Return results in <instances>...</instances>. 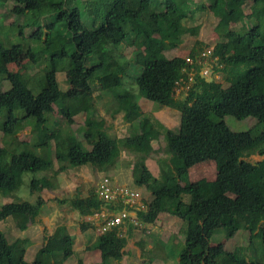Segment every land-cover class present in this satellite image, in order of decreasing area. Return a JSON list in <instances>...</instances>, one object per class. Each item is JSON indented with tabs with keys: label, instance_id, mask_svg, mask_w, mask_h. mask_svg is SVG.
Instances as JSON below:
<instances>
[{
	"label": "trees",
	"instance_id": "obj_1",
	"mask_svg": "<svg viewBox=\"0 0 264 264\" xmlns=\"http://www.w3.org/2000/svg\"><path fill=\"white\" fill-rule=\"evenodd\" d=\"M129 1L138 2L140 8H132ZM197 1L0 0V7L5 9V13H0V79L10 84L7 89H0V131L4 141L0 146V194L8 196L20 188L25 173L52 167V150L45 133H51L63 149L64 158L55 151L62 170L65 164L90 165L102 172L115 165L120 146L116 137L107 132L106 119L96 108L86 109L82 138L70 126H52V115L61 97L57 73L64 71L69 84L88 93L99 89L112 96V117L122 112L128 122L139 120V131L130 130L126 136L127 144L138 156L134 183L151 192L138 217L142 222L154 223L165 212L183 220L184 243L176 264H264V157L258 161L247 159L236 142L240 132L233 131L224 120L226 115L239 120L253 117L252 126L259 130L247 132L251 136L248 147L257 148L264 155V109L260 106L264 98V37L247 36L264 28V0H252L249 13L244 10L247 0H208L209 11L217 18L215 30L219 36L211 55L217 56L214 71L221 72L222 78L207 80L195 62L194 81L183 96H177V82L188 80L191 65L183 56L168 57L166 51L179 47L186 34L197 36L199 25H186L193 18L192 7L198 11L203 8ZM147 7L149 12L145 11ZM9 15L23 18L22 22L6 24ZM62 22L65 32L59 38L51 37L53 29ZM123 43L134 46L129 58L116 52V46ZM201 44L195 40L188 53L194 60L204 48ZM22 55L27 56V61L21 71H10V60ZM29 67L38 69L30 74ZM102 71L117 79L115 85L102 89L97 84L96 73ZM127 78L133 79L137 92L125 86ZM222 79L228 82L227 86ZM261 87L263 92L259 93ZM120 88L124 90L119 91ZM141 97L178 110V127H165L142 113ZM107 102L111 103L108 99ZM60 112L68 124L72 123L68 111ZM26 126L36 136V143L17 138V132ZM161 135L169 156L159 159L160 175L156 176L144 161L155 152L153 140ZM206 160L214 161L215 178H201L195 186L191 185L188 168ZM51 187L47 177L34 176L30 189L37 194L35 201L10 200L0 205V264H63L74 253L71 235L52 234L46 236V243L35 257L27 261L30 240L18 237L10 242L1 227L10 216H18V228L26 229L29 221L41 213V192ZM227 194L234 198L215 203ZM163 197L176 199V205L163 206ZM198 200L203 203L197 205ZM60 202H68L81 215H91L104 206L119 208L99 198L94 190L87 196L76 195ZM133 229L134 225L129 224L126 235L118 227L100 233L97 248L101 260L90 264L120 262ZM239 230L249 232L247 246L209 251L199 259L191 257L200 237L210 243L215 232H219L220 241L228 240ZM254 243L260 245V251H250ZM149 252L151 256L153 251ZM153 259L149 257L150 262ZM79 264H83L81 259Z\"/></svg>",
	"mask_w": 264,
	"mask_h": 264
},
{
	"label": "rangeland",
	"instance_id": "obj_2",
	"mask_svg": "<svg viewBox=\"0 0 264 264\" xmlns=\"http://www.w3.org/2000/svg\"><path fill=\"white\" fill-rule=\"evenodd\" d=\"M194 1L196 2L197 0ZM197 2L202 3V10L198 11L197 8L195 9V6H193V11L195 10L193 18L186 22L187 26L199 25L197 36L186 34L184 41L179 47L166 51L168 57H185L195 44V40H199V43H202L204 48H208L209 50L219 41L218 33L215 30L217 18L208 9L209 1L198 0ZM251 4L252 0L246 1L244 7L245 13L251 11ZM129 6L137 10L140 8L138 2H132L130 4L129 1ZM145 11L149 12L150 9L147 7ZM1 12L5 13L4 7H0V13ZM22 19L23 18L9 15L6 17L5 23L8 24L11 21L21 23ZM65 30V23L62 22L53 29L51 37L55 39L59 38ZM247 36L249 38H255L257 36L264 37V28H262L261 32H249ZM115 49L118 55L129 58L134 46L123 43L117 45ZM26 61V55L20 56L17 60H10L9 70L13 72L21 71L22 65L25 64ZM214 63L215 65L217 64L216 59ZM37 69L38 67H29L27 68V72L34 74ZM210 71L212 72V67ZM214 72H212L211 76L207 74V76L203 77L207 80L213 78L220 80L222 78L221 72ZM57 77L61 87V97L56 103L55 111L52 115V126H70L77 137L82 138V133L86 129V109L90 107L96 108L99 114L106 119L107 132L116 137L120 146V155L114 166L102 172L90 165L73 167L65 164L66 168L62 170L60 169L61 163L57 160L55 151L60 153V157L64 158L63 149L51 133H45L48 140L47 143L52 150V167L37 173H25L20 188L11 192L8 196H2L0 194V205L10 200H28L33 202L36 200L37 194L32 193L30 181L34 176H45L50 180L53 187L44 188L41 192L44 198V205L41 213L32 222L29 221L28 227L24 230H20L17 226L18 216H10L8 220L2 222L1 227L5 231L10 242L18 237H26L30 240L25 255L27 261H31L35 257V253L39 247L46 243V236L53 234L56 237H62L64 235H71L73 237L74 253L69 256L63 264H79L80 259L84 264L97 263L101 260L100 250L97 248V237L100 234L97 230L98 221L93 219L92 216H81L77 210L71 208L68 202L61 203L60 201L65 198L70 199L76 195L87 196L92 190L96 192V189L103 181H107L111 186H130L138 190V200L141 201L151 196L150 189L148 190L145 186H138L134 183L133 169L138 156L134 148L127 144L126 139L130 130L139 131V120L135 119L128 122L123 118L122 112L112 117L110 114V109L113 108L112 103L114 104V99H111L112 96L103 94L99 89L88 93L69 84L66 81V74L64 71L58 72ZM132 80L131 78H127L125 86L129 89L131 88V91L134 90L135 92L137 90V85ZM221 81H223V85H228V82L223 79ZM96 82L102 89H107L115 85L117 79L110 73L102 71L96 73ZM9 86L10 84L7 80L0 79L1 90H5ZM186 88H188V86L185 87V90ZM123 90L124 88L119 89V91ZM262 92L263 87L260 88L259 93ZM107 99L111 101L110 104L107 102ZM139 101L142 113L151 115L165 127L171 129H176L178 127L180 121V112L178 110L170 106H161L144 97H141ZM260 106L264 109V98L261 100ZM61 109L71 114L72 123L68 124L66 122V117L60 112ZM252 118L253 117H248L239 120L232 115H226L224 120L233 131L240 132L236 137V142L241 149H244L245 157L252 161H258L264 157L262 154L263 152H260L257 148L252 149L248 147L251 142V136L247 132L252 130L253 133H257L259 130V128L256 129L255 126H252L254 122ZM16 136L21 141H29L31 143L37 142V138L32 133L30 126H26L18 131ZM3 145L4 141L2 139V132L0 131V146ZM165 145L166 140L163 135L153 140L155 152L149 154L144 161L156 176L160 175L159 159L169 156L164 151ZM6 165L7 162H4L3 169H6ZM215 175L216 166L213 160L199 162L188 168L189 182L193 186L196 185L199 179H214ZM233 198V194H227L215 203L218 204L222 201H231ZM176 203V199L169 197H163L161 200V204L167 208L174 207ZM196 203L198 205L203 202L198 200ZM184 229L185 225L180 217L165 212L159 214L154 223H141L136 225L133 229V235L128 238L122 260L120 262L113 260L112 264H176L179 259V252L184 243ZM120 230L123 232V235L127 234L126 227ZM220 239L221 233L219 232H215L210 243H206L200 237L193 247L194 250L190 254L191 257L199 259L209 251L247 246L249 243V232L247 230H239L232 239H223L221 241ZM156 242H159L160 245L162 244L161 246L163 248H159L160 246L158 247L159 244ZM255 243L253 245V250L251 246L249 247L250 251L261 250L260 245ZM149 251H153L151 256ZM160 254L163 255L160 256ZM149 257L150 259L154 258L153 261L150 262Z\"/></svg>",
	"mask_w": 264,
	"mask_h": 264
},
{
	"label": "built area",
	"instance_id": "obj_3",
	"mask_svg": "<svg viewBox=\"0 0 264 264\" xmlns=\"http://www.w3.org/2000/svg\"><path fill=\"white\" fill-rule=\"evenodd\" d=\"M212 49L205 48L194 60L191 57L187 58L188 63H190V69L187 72L188 80H183L181 84L180 81L177 82L176 93L180 92L182 89L187 91L191 86V83L194 81L195 70L193 64L197 62L200 65V74L201 76H209L214 72V61L217 56H212ZM212 67V72L211 67ZM215 73V72H214ZM183 79V78H182ZM97 195L99 198L103 199L107 203H115L119 208H110L107 206L102 207L98 211H95L93 214L88 215L92 216L93 219L97 220V230L100 233H104L107 230H110L114 227L122 229L127 228L129 224L134 226L141 224L138 217V213L141 210H144L146 207L145 201L138 200V192L132 189L129 186H111L107 181H103L98 188L96 189Z\"/></svg>",
	"mask_w": 264,
	"mask_h": 264
},
{
	"label": "clouds",
	"instance_id": "obj_4",
	"mask_svg": "<svg viewBox=\"0 0 264 264\" xmlns=\"http://www.w3.org/2000/svg\"><path fill=\"white\" fill-rule=\"evenodd\" d=\"M204 49H205V48H203V50H204ZM203 50H202V51H203ZM202 51H201V52H202ZM188 57H190L189 54L185 56L186 60H187ZM191 58H192V57H191ZM187 62H188V61H187ZM182 90H183V92H182ZM182 90H181L179 93H176L177 96H179L180 93H182V96L186 93V91H185L184 89H182ZM184 92H185V93H184ZM183 93H184V94H183ZM129 187H130V186H129ZM131 188H132V187H131ZM132 189H134V188H132ZM134 190H136V189H134ZM136 191L139 192L138 190H136ZM96 193H97V192H96ZM144 201H145V199H144ZM145 203H146V202H145ZM113 204H115V203H113ZM115 206H116V205H115ZM139 219H140V218H139ZM140 222H141V223H145V222H142L141 220H140ZM134 227H135V226H134Z\"/></svg>",
	"mask_w": 264,
	"mask_h": 264
},
{
	"label": "crops",
	"instance_id": "obj_5",
	"mask_svg": "<svg viewBox=\"0 0 264 264\" xmlns=\"http://www.w3.org/2000/svg\"><path fill=\"white\" fill-rule=\"evenodd\" d=\"M164 107H165V106H164ZM81 216H83V215H81ZM84 216H85V215H84ZM84 216H83V217H84ZM83 264H84V263H83ZM88 264H90V263H88Z\"/></svg>",
	"mask_w": 264,
	"mask_h": 264
}]
</instances>
